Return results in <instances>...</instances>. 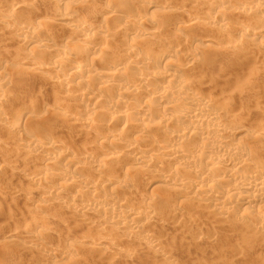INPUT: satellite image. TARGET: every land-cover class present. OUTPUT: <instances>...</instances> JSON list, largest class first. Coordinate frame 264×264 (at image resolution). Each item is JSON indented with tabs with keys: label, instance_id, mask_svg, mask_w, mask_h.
Returning a JSON list of instances; mask_svg holds the SVG:
<instances>
[{
	"label": "bare ground",
	"instance_id": "1",
	"mask_svg": "<svg viewBox=\"0 0 264 264\" xmlns=\"http://www.w3.org/2000/svg\"><path fill=\"white\" fill-rule=\"evenodd\" d=\"M10 1L0 4V36L17 46L0 44V66L14 68L0 70V149L4 134L23 136L11 151L32 169L0 158L2 172L29 183H1L0 196H36L38 206L3 240L23 251L44 246L62 224L40 214L52 208L83 223L73 227L78 245L60 238L73 247L130 258L121 234L168 259L148 231L173 218L161 203L190 204L264 238V0ZM244 61L259 66L244 72ZM66 129L72 139L57 138ZM156 175L173 196L142 191V177Z\"/></svg>",
	"mask_w": 264,
	"mask_h": 264
},
{
	"label": "rangeland",
	"instance_id": "2",
	"mask_svg": "<svg viewBox=\"0 0 264 264\" xmlns=\"http://www.w3.org/2000/svg\"><path fill=\"white\" fill-rule=\"evenodd\" d=\"M7 1L10 0H0V4H2L3 2L2 5H4L5 2L8 3ZM201 1L205 2L208 0H201ZM23 15L25 14L23 13ZM234 19L235 21H240L241 16L237 15L236 17H234ZM55 24L57 26L56 27L57 30L64 29L63 27H61L63 24L62 22L61 23L57 22ZM6 37L7 36H5V38ZM67 38L68 40L69 38L71 39L70 36L69 37L67 36ZM0 39H1L0 44L8 42L7 40L3 41L4 39H2L1 36ZM11 40L9 39L8 43L13 42L12 44L14 46H17V43L14 42L15 39L12 38ZM240 66L246 67L244 69V72H246L250 68L258 67L259 65L254 66L250 62L244 61V62H240ZM5 67H7V65L0 66V70L13 72L14 68H11L10 66H8L7 68ZM260 84L262 85L261 81L259 82V85ZM261 85L259 87H261ZM26 95H30V94H26ZM43 97H44L43 99L47 101V104H49V106L47 107L51 108L52 94L50 89L46 88L43 91ZM83 104L84 103L80 101L77 102L76 105L78 108L81 109L80 106H82ZM8 108L11 109L9 105ZM52 115H54L55 117L57 116L55 114H49L48 116L51 117V119H55V117L54 116L52 117ZM48 116L47 115L44 116L48 118L46 122L50 120ZM44 117H42L41 120L42 119L44 120ZM57 118L59 117L57 116ZM50 121L52 122V120ZM63 127H65V125H63ZM113 128L116 129L115 126ZM54 133L55 132H53V135L56 137V133L55 134ZM59 133L60 135L62 134L64 135V136L57 135V138L59 139L61 137L64 138L66 136L68 137V139L70 140L72 139L71 136H68L71 132L68 131L67 129H66V134L64 131L62 132L61 130L59 131ZM7 136L8 135L4 134V141L5 139H7L5 141L7 142L6 144L7 146L4 150L2 148V152L0 149V153H2L0 154V158L5 160V164L7 163L10 165L12 164V166L14 165L15 167H18L17 169L19 170L22 168L24 169V171L25 170L27 171V169L31 170L32 166L31 167L28 166L30 164L29 161L27 164L28 157L25 154L19 153L17 155L14 154V151L13 152L11 151L12 149H15L18 145L24 143L25 138L19 135L13 136L12 134L8 137ZM67 137L64 139L68 141ZM81 138L78 135V139H80L79 141L83 142L84 140L85 142V138L88 137H85V135L84 137H82L81 135ZM75 139L76 137L73 138V140ZM78 139H76L77 142H79ZM88 139H86V141ZM90 140L87 141L89 145L91 142ZM90 147L94 149L96 145L91 144ZM43 152L46 153L47 151H43ZM20 154L21 155L23 154L22 157H24V159L22 157H19ZM3 155L5 156L3 157ZM24 155L26 156L27 159H25ZM38 163L40 165L39 160H37L36 164ZM157 176L158 175L144 177V178L142 177V179L140 178L142 191L145 190L149 192L154 191L155 194H161V195L164 194L166 195V197H168L170 194L168 189L164 187L163 183L157 182L158 181ZM1 183L3 184L5 183L4 185L16 189H21V188L23 189L25 187H29L28 181L24 177L18 175V173H12V172L10 173L7 170L2 172V170L0 169V184ZM170 195L173 196L172 194ZM17 196L18 197L16 196L14 197L11 195L10 197V194H8V196L7 194L6 195L3 194L0 196V264H6L7 260L9 259H13L12 261L13 264H46L44 261V257L53 254L54 249H59L62 251L66 249L71 250L70 252H68L66 258L61 259L59 262L55 264H110V263L111 264H264V238L244 235L243 234L244 228H240L238 225L232 222H226L223 224L215 223L214 219L211 216L209 217V215L207 216V214L200 211L199 209L189 206L190 204H185L186 207H184L183 204L182 205L183 207L180 208L179 210L173 209L171 207L168 208V206L164 204L162 205V203L161 205L158 204V206L160 205L162 209L165 208L167 212L170 211L171 214L173 215V218L172 220L165 222L154 221L148 226L149 234L155 236L156 238L164 242L165 247L163 250L168 253L170 257L168 259H162L157 257L151 249L149 250L145 247H142V245L139 243L137 239L130 238L128 236L126 237L121 234L116 236L117 241H119V245L121 247L127 249L132 253V256L130 258L120 254H115V253L113 254L110 251H108V249H106L104 253H97L91 251L88 248H83V247L81 248L80 246L73 247V245L65 243L64 239H60V238H62L63 236L64 238L66 236L69 237L75 236V231H74L75 229L73 230L74 224L81 225L83 223L78 220H76L75 222L74 216H72L71 218V215H69V213L68 216L70 218L66 216L67 213L65 212L62 213L61 211L58 212L59 213L61 212L62 214L60 213L59 216L61 215L62 216L58 218L59 216H58V212H56L57 210L51 211V213L49 214V210H52V208L49 209L48 211L46 210L44 212L42 211L41 212L38 211V212H40V214L42 215L48 212L45 214V217L48 218L51 217V219H53L55 216V218H57L56 221H58L57 224L59 223L62 224H59L60 225L59 227H56L57 225L54 226L55 229L53 228V230L50 231L53 233V235L52 233L50 234L48 231L50 235L49 239L50 238L51 239L50 240L48 239L46 243L47 245L44 244V246L37 247L36 250L31 252L30 250L23 251L24 248L21 246V243L18 242L17 243L14 242V244H12L13 242L9 243L7 239H5L7 241L3 240L4 237L2 236L5 235L6 233H9V231L11 232L16 228H20L23 225H25L24 222L25 219H29V220L32 219V216L35 210L37 209L38 205L37 202L34 201L36 198L35 195L32 196V197L35 196L34 200L33 198H30L32 200L29 201H26L25 198L20 194H17ZM137 196L138 195H136L135 198H137ZM246 207L247 205L237 206L235 208L236 211L234 210L235 214L241 213V210L243 211ZM62 217L64 218L63 220L65 221L61 222ZM67 217L69 219L74 218L73 219L74 222L73 220H71L73 222L72 223L69 220L70 221L69 223V221H67L68 220ZM87 233H91L90 230L87 229ZM60 234L62 235L61 237ZM92 235L94 236L93 232ZM73 238L74 240L76 239L75 242L73 240L74 244L76 243V245H78L79 244V242L77 241L78 238L77 237H73ZM24 239L27 240L26 238ZM19 242L24 243L25 241L22 239ZM70 247L72 248L70 249Z\"/></svg>",
	"mask_w": 264,
	"mask_h": 264
}]
</instances>
